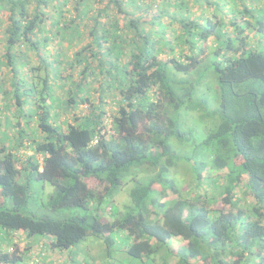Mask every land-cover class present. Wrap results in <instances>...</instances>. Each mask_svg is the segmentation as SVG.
I'll use <instances>...</instances> for the list:
<instances>
[{"label":"trees","instance_id":"16d2710c","mask_svg":"<svg viewBox=\"0 0 264 264\" xmlns=\"http://www.w3.org/2000/svg\"><path fill=\"white\" fill-rule=\"evenodd\" d=\"M87 237L108 264H264V0H0V264L102 263L66 255Z\"/></svg>","mask_w":264,"mask_h":264},{"label":"rangeland","instance_id":"374dc122","mask_svg":"<svg viewBox=\"0 0 264 264\" xmlns=\"http://www.w3.org/2000/svg\"><path fill=\"white\" fill-rule=\"evenodd\" d=\"M155 10V8H154ZM147 17H150V16H147ZM149 25H146V27H148ZM205 63H209V58L206 59ZM205 93L207 94V96L209 97H214L215 96V92L214 91H211V90H205ZM214 109H217V103L215 104H212L210 107H208V109L206 110V117L204 120L202 121H198L197 123L193 122V120L189 119L190 117L187 116L185 113V117L182 119V122L180 125H182L181 127H185L187 130H190L192 131V136H191V139L194 141V142H199V141H202L205 136H206V133L209 132V130L211 129L212 125L215 126V123H214V117L215 119L217 120V115H212L211 111H213ZM86 108L81 106L80 107V112H86L85 111ZM87 113V112H86ZM28 155H31V151H28ZM177 174V173H176ZM184 182L182 184V188L186 191H195V181H193L192 177L190 175H184ZM177 177H178V174H177ZM178 179L180 180L181 177H178ZM33 186H35V189L37 192H39L40 196L38 197V200L36 202V204H42L44 203L46 200H47V196L44 194V191L48 190V191H51V187L47 184L45 186V189L43 188V184H39V183H36V182H32ZM126 185H125V182H124V185H123V191L120 192V195H116L115 198H117V202L119 204H121L122 202L126 201L127 199V196H125V194L123 192H125L126 190ZM47 192V191H46ZM123 193V194H121ZM114 198V199H115ZM107 202H110V200H108ZM114 205H116V203L114 202L113 203ZM36 209V208H35ZM43 210V209H42ZM44 214L50 216V217H53V218H68L70 217L69 213L66 212V213H59V212H52L51 210H43ZM73 214H76L77 211L76 210H72L71 211ZM175 246L178 247V243H175L174 244ZM104 248L103 246V243L100 239H96V238H92V237H87L84 241H82L79 245L76 246L75 249H71L70 252H68L66 255L70 258H77L78 256H82L80 258H85L86 256L88 257V250H94V254H93V260L97 262H99V259H102L100 258V253L99 252L98 254L96 253V251L100 250L102 251V249ZM96 250V251H95ZM103 254H104V251H103ZM91 257V258H92ZM64 258H61V259H58L59 262H61ZM102 263L100 264H104L106 262H109L108 259H106V257L104 256V258L102 259ZM58 261H56V263H59ZM108 264V263H106ZM113 264H137L135 261L133 260H130L129 258L125 257V258H122L120 259V261H115ZM141 264V263H139ZM147 264H150L149 262Z\"/></svg>","mask_w":264,"mask_h":264}]
</instances>
